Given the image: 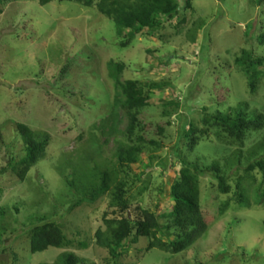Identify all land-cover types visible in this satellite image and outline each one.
Returning a JSON list of instances; mask_svg holds the SVG:
<instances>
[{"label": "rangeland", "instance_id": "obj_1", "mask_svg": "<svg viewBox=\"0 0 264 264\" xmlns=\"http://www.w3.org/2000/svg\"><path fill=\"white\" fill-rule=\"evenodd\" d=\"M177 1L179 15L158 30L134 36L125 31L121 38L98 11L100 0L91 8L74 2L40 6L35 0L0 4V264H55L65 253L83 264H114L95 237L98 229L108 233L105 214L107 220L115 218L111 194L85 198L98 184L91 171L82 186L75 182V190L65 178L73 174L70 165L79 168L86 157L113 174L120 144L142 150L138 162L118 175L127 183L129 213L135 217L142 209L156 214L163 232L159 238L165 242L177 238L174 229H167L171 223L166 214L174 205L171 187L181 169L180 157L203 168L219 163L232 192L221 195L217 181L202 175L205 235L178 255L158 249L146 253L150 240L134 243L131 237L118 264H264V185L259 170L247 172L264 154L248 158L264 138V128L248 134L243 146L225 144L215 131L194 152L187 151L185 138L179 140L181 116L187 130L203 129L206 115L227 114L241 105L250 118L264 116V65L255 67L263 76L253 92L238 62L243 51L264 59L258 40L264 33V3ZM250 24L251 36L246 34ZM111 62L125 65L122 83L136 81L150 91V106L140 112L132 137L126 134L122 111L116 128L122 134L100 133L114 107ZM18 124L50 136L45 158L24 182L9 168L26 156ZM96 135L101 150L92 141ZM179 141L180 157L173 158ZM80 169L86 170L83 165ZM48 223L59 225L72 245L34 255L30 231Z\"/></svg>", "mask_w": 264, "mask_h": 264}, {"label": "trees", "instance_id": "obj_2", "mask_svg": "<svg viewBox=\"0 0 264 264\" xmlns=\"http://www.w3.org/2000/svg\"><path fill=\"white\" fill-rule=\"evenodd\" d=\"M21 0H0V4H9ZM40 6L59 2H74L81 6L91 8L94 6V0H35ZM264 0L255 1V5L260 6ZM97 9L105 18L112 21L116 34L119 38L124 36L125 31H130L131 35L141 33L143 30L156 31L163 24L179 15L181 8L177 0H100ZM254 25L250 24L249 31L246 33L251 36ZM260 45L264 48V33L259 37ZM127 43H122V47H127ZM243 58L238 60L244 65V69L249 78L250 88L254 92L263 73L256 70V66L264 65V59H254L252 54L243 51ZM109 72L115 79L116 94L114 97V107L108 119L104 120L100 126V133L104 136H114L122 134L116 128L120 123V112L124 113L128 125L126 134L133 136L139 123L140 112L150 106L149 92L140 83L136 81H126L122 83L119 76L123 73L125 65L122 63L111 62L108 65ZM245 105L239 106L235 110H230L224 114L218 112L216 115H206L203 120V129L188 126L185 118L182 116L179 140L185 138L188 152H194L203 138L209 137L211 132L227 145L243 146L246 136L252 132L261 131L264 128V116L256 115L250 118L246 113ZM112 127L108 133L106 127ZM17 130L21 136L26 149V156L16 165H10L9 168L16 174L18 179L25 181L30 171L46 156V151L50 143V136L39 134L32 131L27 125L18 124ZM159 133H164L163 127H159ZM94 137V136H93ZM99 150L102 148L100 140L93 139ZM179 143L173 151V158L180 157L177 153ZM141 149L137 147L120 144L115 153L116 163L113 164L112 173L101 171L94 163L93 158L86 157L80 161L79 168L83 165L86 170L70 165L73 168V174L66 177V182L72 190L77 189L75 182L82 186L83 180L87 179L88 171L96 174L98 184L96 183L85 198L94 200L105 194H111L112 201L110 208L114 209V219L107 220L104 215V222L107 225L108 233L105 234L102 229H98L95 237L97 245L108 251L114 264L119 263L122 251L128 245L131 237L133 242L137 243L139 239H149L150 243L146 248V253L153 249H158L166 254L178 255L195 245L207 231V221L201 205L200 180L202 175H211L218 183V190L221 195H229L232 188L228 186V179L222 174V168L215 162L209 167H201L197 162H186L179 158L181 169L176 174V179L171 187V200L174 205L171 212L166 214L171 225L168 230L174 229L176 240L165 242L159 238L162 227L159 217L147 210L138 209V214L134 217L129 213L130 205L126 198V180L119 179L118 175L126 174V169L132 164L138 162ZM264 152V138L248 153L249 160L260 156ZM259 170L262 175V185H264V154L256 159L248 168L247 172ZM117 173V174H116ZM116 174V175H115ZM70 178H74L72 181ZM87 181V180H86ZM86 187L84 186V189ZM83 190V189H82ZM239 201L244 204V198L240 195ZM81 204V201L78 203ZM165 216V215H164ZM72 242L63 233L62 228L55 223L39 225L30 231V252L34 255L42 254L50 249H61L70 247ZM85 248V244H80ZM55 264H83L82 260L74 254L65 253L59 256Z\"/></svg>", "mask_w": 264, "mask_h": 264}]
</instances>
